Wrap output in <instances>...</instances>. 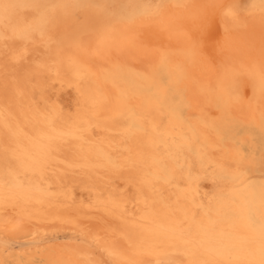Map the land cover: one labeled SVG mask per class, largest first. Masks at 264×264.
<instances>
[{
    "label": "bare ground",
    "instance_id": "bare-ground-1",
    "mask_svg": "<svg viewBox=\"0 0 264 264\" xmlns=\"http://www.w3.org/2000/svg\"><path fill=\"white\" fill-rule=\"evenodd\" d=\"M253 128L263 3L0 0V264H261Z\"/></svg>",
    "mask_w": 264,
    "mask_h": 264
},
{
    "label": "rangeland",
    "instance_id": "rangeland-1",
    "mask_svg": "<svg viewBox=\"0 0 264 264\" xmlns=\"http://www.w3.org/2000/svg\"><path fill=\"white\" fill-rule=\"evenodd\" d=\"M257 1L264 4V0H257ZM175 97H176V94H173L172 95V98H174V99H172L171 97H169V98H167V100L161 101L160 103L164 104V106H167V105H175V103L173 101V100H175ZM170 107H173V106H170ZM246 151L249 154V158L250 159H254V160L251 161L252 166H254L255 169H257L258 171H262L263 168H264V164H262V161H264V134L262 132H260L256 128H253V130H252L251 140L246 145ZM56 236H59V234L58 235H55L53 237H56ZM81 240H83V239L81 238ZM0 241L1 242L4 241L3 243L7 244L11 248H18V249L19 248H27L30 244H32V242H26V243H24V242H16L15 243L14 241L12 242L11 240L1 239V238H0ZM6 241H7V243H6ZM11 242H12V244H11ZM93 248L97 250V253L98 254L100 253L99 255L101 257L107 259L105 257V255L102 252L99 251L98 248H96L95 246H93Z\"/></svg>",
    "mask_w": 264,
    "mask_h": 264
},
{
    "label": "snow or ice",
    "instance_id": "snow-or-ice-1",
    "mask_svg": "<svg viewBox=\"0 0 264 264\" xmlns=\"http://www.w3.org/2000/svg\"><path fill=\"white\" fill-rule=\"evenodd\" d=\"M162 7H163L162 5H157V6H155V8L152 11L146 12V13H141L140 14V17H141L140 22L160 23L161 19H162V13L160 10ZM125 23L129 27H131L134 25V23H136V21L130 18V19L126 20ZM90 24L96 25L98 27V31L96 33L97 39L106 38L111 34V31H112L111 22L108 19H106L105 17H97V18H94L91 20H85L82 22H78L76 27L78 30H83ZM262 164H264V161H262ZM261 228H262V231H264V224H262ZM109 255L113 256V260H112L111 264H123V262L121 260L116 258V254L114 252H110ZM170 264H175V262H170ZM261 264H264V259L261 260Z\"/></svg>",
    "mask_w": 264,
    "mask_h": 264
}]
</instances>
